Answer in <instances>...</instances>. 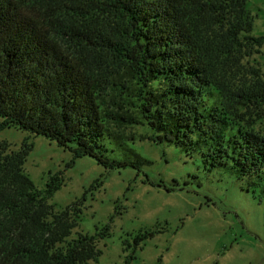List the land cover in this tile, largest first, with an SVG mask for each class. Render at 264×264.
I'll return each instance as SVG.
<instances>
[{"label": "trees", "instance_id": "obj_1", "mask_svg": "<svg viewBox=\"0 0 264 264\" xmlns=\"http://www.w3.org/2000/svg\"><path fill=\"white\" fill-rule=\"evenodd\" d=\"M251 11L248 0H0V132L43 136L108 170L152 164L130 145L148 139L231 172L263 202L264 79L242 71L264 45ZM33 148L0 142V264L98 262L108 229L71 237L86 199L56 211L64 180L36 189L24 170Z\"/></svg>", "mask_w": 264, "mask_h": 264}, {"label": "rangeland", "instance_id": "obj_2", "mask_svg": "<svg viewBox=\"0 0 264 264\" xmlns=\"http://www.w3.org/2000/svg\"><path fill=\"white\" fill-rule=\"evenodd\" d=\"M248 5L253 35L264 36V0ZM242 64V71L259 70L264 79V45ZM261 114L255 130L264 134V107ZM130 131L150 134L146 127ZM4 140L10 151L25 141L34 144L24 170L37 190L44 192L51 175H61L63 186L49 200L56 211L85 197L72 238L108 229L99 261L90 264H125L130 256V264H264V201L231 172H206L199 156L136 139L130 145L152 164L140 171L108 170L86 156L74 160L69 149L17 128L0 132ZM112 156L120 160L124 154L116 150ZM147 233L155 234L135 246V237Z\"/></svg>", "mask_w": 264, "mask_h": 264}]
</instances>
